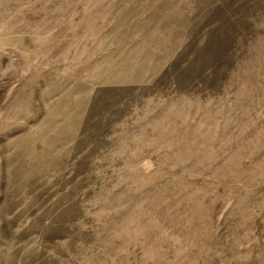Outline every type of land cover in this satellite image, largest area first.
Here are the masks:
<instances>
[{
    "label": "rangeland",
    "instance_id": "obj_1",
    "mask_svg": "<svg viewBox=\"0 0 264 264\" xmlns=\"http://www.w3.org/2000/svg\"><path fill=\"white\" fill-rule=\"evenodd\" d=\"M0 264H264V0H0Z\"/></svg>",
    "mask_w": 264,
    "mask_h": 264
}]
</instances>
